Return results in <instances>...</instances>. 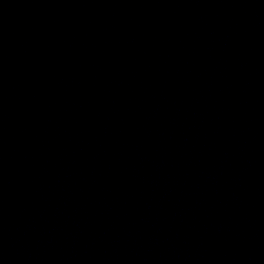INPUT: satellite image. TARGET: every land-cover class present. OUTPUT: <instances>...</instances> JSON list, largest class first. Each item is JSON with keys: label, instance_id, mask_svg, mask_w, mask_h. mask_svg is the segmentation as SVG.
Returning <instances> with one entry per match:
<instances>
[{"label": "water", "instance_id": "obj_1", "mask_svg": "<svg viewBox=\"0 0 264 264\" xmlns=\"http://www.w3.org/2000/svg\"><path fill=\"white\" fill-rule=\"evenodd\" d=\"M0 264H264V0H0Z\"/></svg>", "mask_w": 264, "mask_h": 264}]
</instances>
